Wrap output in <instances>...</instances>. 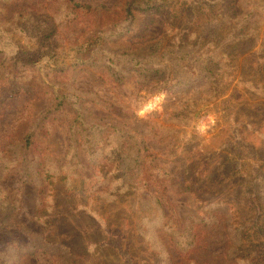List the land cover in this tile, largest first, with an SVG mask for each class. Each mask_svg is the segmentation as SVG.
<instances>
[{"label":"trees","instance_id":"obj_1","mask_svg":"<svg viewBox=\"0 0 264 264\" xmlns=\"http://www.w3.org/2000/svg\"><path fill=\"white\" fill-rule=\"evenodd\" d=\"M17 1L0 0V13ZM53 5L50 14L28 5L0 18V106L21 91L49 97L29 131L0 149V179L21 160V191L36 184V219L47 232L34 234L16 222L20 199L11 200L0 187V264H22L20 258L40 252L56 264H175L170 247L182 264H210L193 257L201 244L199 227L221 222L229 236L226 264H264V0H120L112 6L53 0ZM158 16L165 27L150 36ZM87 17L89 28L70 29L73 20ZM26 30L35 44L17 43V32ZM124 39L132 44L114 47ZM54 72L66 76L58 80ZM81 72L117 84L134 78L143 101L164 92V117L153 124L76 86ZM216 96L231 133L213 156L202 151L205 166L198 169L196 158L182 152V129ZM90 100L114 114H96L86 106ZM52 113L67 121L62 162L47 149L38 153L34 138ZM158 135L170 139L172 156L181 162L174 174L148 147L147 136ZM216 157L220 162L211 163ZM83 158L91 173L83 172ZM167 182L195 194L204 215L170 219ZM146 192L153 208H134L132 199ZM7 247L17 249L18 261L7 258Z\"/></svg>","mask_w":264,"mask_h":264},{"label":"rangeland","instance_id":"obj_2","mask_svg":"<svg viewBox=\"0 0 264 264\" xmlns=\"http://www.w3.org/2000/svg\"><path fill=\"white\" fill-rule=\"evenodd\" d=\"M81 3L92 4H106L112 6L120 0H78ZM4 4V2H2ZM35 5L41 13L50 14L54 11L55 6L53 0H19L5 4V9L0 13L2 20L13 16L14 12L23 9L25 6ZM141 15L138 16L140 18ZM142 17V16H141ZM89 18L75 19L70 23V29L77 33L88 27ZM139 21L136 20L133 29L138 30ZM165 27V21L162 17H156L155 23L152 24L148 30L150 36L158 35ZM89 28V27H88ZM136 32V31H135ZM135 32L133 34H135ZM65 33V32H62ZM68 33V32H66ZM76 34V33H75ZM70 36L72 35L69 34ZM132 36L130 33L128 34ZM29 30L17 32L15 39L17 43L21 40V45L26 46V43L35 44L36 40L32 39ZM129 39L116 42L114 47H127L132 44ZM138 40L137 38L133 39ZM122 44V45H119ZM58 80H63L66 74L63 72H54ZM68 79H65L67 81ZM72 81V79H71ZM75 85L84 89H92L97 91L104 98L111 100L121 109L129 113H135L141 118H150L153 124H157L164 117L163 114V100L165 93L161 92L149 98L146 101L140 100L138 94L140 91L139 85L134 78L128 80L124 84H117L113 81L96 80L93 79L88 73L81 72L77 76ZM34 96L30 93L21 91V93L11 99H8L3 105L0 106V149L11 142L12 138H22L30 129L31 124L35 121L36 117L48 107L49 97L42 92H34ZM222 98L216 96L211 100L206 109L191 122L183 125L182 131L184 134V141L186 148L182 151L188 157H195L196 166L198 169L205 166V161L202 160V151L207 150L208 156H213L214 151H221L228 140V135L231 133L228 120L222 118L221 108ZM86 106L98 115L114 114L111 110L101 106L94 100L86 102ZM66 119L61 118L54 113L50 114L45 120L41 121L40 125L35 130V140L37 142L38 153H44L47 150L56 155L60 162L64 160L67 148V124ZM158 125V124H157ZM159 132V131H158ZM147 144L150 150L158 154L159 163L169 169L174 174L180 168V161H177L172 156L168 140L161 141L158 137L147 136ZM179 145V147H178ZM177 149H180V144H176ZM175 147V148H176ZM30 158L35 155L32 149L27 151ZM36 157L38 155L36 154ZM201 157V158H200ZM220 157L212 158L211 163L220 162ZM83 172L91 173L90 164L84 160ZM22 162L18 161L11 170L5 172V176L0 179V187L8 192L11 200L20 199V208L15 216V221L25 224L32 233L41 235L47 230L44 225L36 219V201H37V186L34 183L27 184L21 191L20 188V174ZM167 194L169 204L165 207L166 215L175 221L183 222L190 215L201 214L206 212L197 202L195 194L188 191L180 190L178 184L167 182ZM154 188V187H153ZM145 192V191H144ZM148 192L144 196L134 198V208H141L143 210H151L153 202ZM151 227V226H150ZM153 228H150L152 231ZM199 233L202 235L201 244L196 249L193 257L200 263L209 262L210 264H226V248L228 245L229 236L223 223L216 226H201ZM47 234V233H46ZM154 239L157 237L156 232H152ZM167 245V244H166ZM170 245V244H169ZM171 246V245H170ZM7 258L10 256L11 260L18 261V253L14 254L13 247H7ZM6 250V251H7ZM172 256L175 258V264H182L181 258L175 248L170 247ZM11 253V255H10ZM7 258L5 257L6 261ZM10 260V259H8ZM22 264H56L52 255L46 253H37L34 256H23L20 258ZM10 262V261H9Z\"/></svg>","mask_w":264,"mask_h":264}]
</instances>
